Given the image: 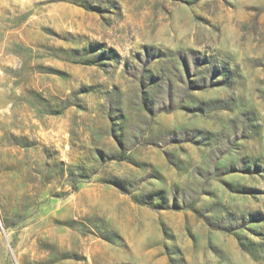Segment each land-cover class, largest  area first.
<instances>
[{
	"label": "rangeland",
	"instance_id": "1",
	"mask_svg": "<svg viewBox=\"0 0 264 264\" xmlns=\"http://www.w3.org/2000/svg\"><path fill=\"white\" fill-rule=\"evenodd\" d=\"M0 264H264V0H0Z\"/></svg>",
	"mask_w": 264,
	"mask_h": 264
},
{
	"label": "bare ground",
	"instance_id": "2",
	"mask_svg": "<svg viewBox=\"0 0 264 264\" xmlns=\"http://www.w3.org/2000/svg\"><path fill=\"white\" fill-rule=\"evenodd\" d=\"M22 98H25V97H22ZM7 133H10V132H7ZM22 138V137H21ZM20 142V139L19 138H16V144H18ZM22 143V142H21ZM20 144V143H19ZM21 146H22V144H20ZM39 147H34L33 148V151L32 152H36V151H38L39 152ZM50 153V152H49ZM37 154V160L39 159V163H41V160H42V158H41V155L40 154H38V153H36ZM32 165H34L36 162H30Z\"/></svg>",
	"mask_w": 264,
	"mask_h": 264
}]
</instances>
